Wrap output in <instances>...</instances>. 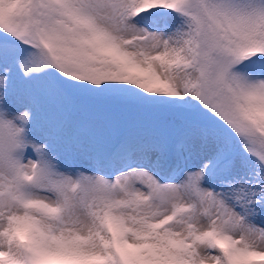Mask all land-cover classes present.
<instances>
[{
	"label": "snow or ice",
	"instance_id": "6c2138e0",
	"mask_svg": "<svg viewBox=\"0 0 264 264\" xmlns=\"http://www.w3.org/2000/svg\"><path fill=\"white\" fill-rule=\"evenodd\" d=\"M73 97L184 127L68 128ZM0 264H264V0H0Z\"/></svg>",
	"mask_w": 264,
	"mask_h": 264
},
{
	"label": "rangeland",
	"instance_id": "374dc122",
	"mask_svg": "<svg viewBox=\"0 0 264 264\" xmlns=\"http://www.w3.org/2000/svg\"><path fill=\"white\" fill-rule=\"evenodd\" d=\"M63 119L68 128L108 127L113 133V138L133 128L145 134L159 133L174 138L184 127L181 117L167 111L137 110L114 101L88 97L71 98L69 109L64 112ZM35 135L42 138L43 129L38 126L35 129ZM91 147L92 144L88 140H84L73 152H66L61 146L60 151L65 167H86V157Z\"/></svg>",
	"mask_w": 264,
	"mask_h": 264
}]
</instances>
